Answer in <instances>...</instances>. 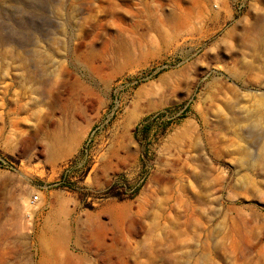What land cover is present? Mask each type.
<instances>
[{
	"label": "rangeland",
	"instance_id": "374dc122",
	"mask_svg": "<svg viewBox=\"0 0 264 264\" xmlns=\"http://www.w3.org/2000/svg\"><path fill=\"white\" fill-rule=\"evenodd\" d=\"M0 264H264V0H0Z\"/></svg>",
	"mask_w": 264,
	"mask_h": 264
},
{
	"label": "trees",
	"instance_id": "16d2710c",
	"mask_svg": "<svg viewBox=\"0 0 264 264\" xmlns=\"http://www.w3.org/2000/svg\"><path fill=\"white\" fill-rule=\"evenodd\" d=\"M161 113L157 115H148L145 118H143L135 127V136L138 138L139 134H141L143 137H146L149 128L151 126L152 120H155L158 116H160Z\"/></svg>",
	"mask_w": 264,
	"mask_h": 264
},
{
	"label": "built area",
	"instance_id": "2783aa9c",
	"mask_svg": "<svg viewBox=\"0 0 264 264\" xmlns=\"http://www.w3.org/2000/svg\"><path fill=\"white\" fill-rule=\"evenodd\" d=\"M33 198H37V195H34V197Z\"/></svg>",
	"mask_w": 264,
	"mask_h": 264
}]
</instances>
